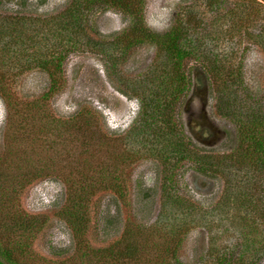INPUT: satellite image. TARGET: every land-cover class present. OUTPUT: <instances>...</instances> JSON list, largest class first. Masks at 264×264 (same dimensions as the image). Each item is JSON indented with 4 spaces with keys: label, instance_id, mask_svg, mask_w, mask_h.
<instances>
[{
    "label": "rangeland",
    "instance_id": "374dc122",
    "mask_svg": "<svg viewBox=\"0 0 264 264\" xmlns=\"http://www.w3.org/2000/svg\"><path fill=\"white\" fill-rule=\"evenodd\" d=\"M194 2L196 0H148L147 27L159 34L169 32L180 13ZM72 3L73 0H47L30 9L2 7L0 18L20 13L26 18L48 20L66 13ZM99 17L102 35L94 29ZM130 25L131 21L118 13L98 12L89 18L88 37L95 42L108 43ZM52 40L58 44L57 36ZM231 49L237 55L234 62L242 57L246 85L256 95H263L264 52L246 38L221 43L219 52ZM3 56L0 53V160H5L4 170L10 177L5 190L15 197L14 212L46 221V226L33 239L26 264H99L100 252L121 242L126 230L135 226L155 227L164 215L162 188L169 175L164 165L137 155L124 144L125 136L141 115V102L132 94L122 98L116 94L120 88L119 78L140 80L147 74L158 60V49L153 44L136 47L127 60L117 64L116 75L110 77L106 72V57L84 44L69 49L63 71L55 77L36 65L28 67L22 58L17 61L10 54ZM185 68L192 83L188 96L181 100V108L175 113L176 123L183 124L180 128H184V134L200 153L224 155L235 151L239 144L237 127L219 111L215 87L203 73L201 63L188 60ZM96 72L104 79L97 85V80H87ZM55 83L57 87L52 92ZM200 116L206 117L211 127L205 136L204 131L200 134L202 142L192 132V129L200 131L197 123ZM84 120L92 123L88 136L75 133L65 125ZM72 162L101 166L109 180L115 178L120 183L118 192L111 187L92 194L87 207L90 223L82 236L75 234L61 218L71 191L81 186L80 181L84 179L83 175L67 169ZM53 166L51 176L32 177L37 167L51 169ZM20 170L28 177L23 180V188L16 179ZM174 177L178 195L206 212L207 217L222 201L224 181L202 174L193 161L181 163ZM105 213L111 214L112 223L101 217ZM165 216L169 217L170 227L166 232L155 230L148 237L147 259L165 256L169 259V253L162 252L168 242L169 246L179 245L182 264H206L217 228L194 221V216L184 220L185 216L179 212L169 211ZM234 229L220 233L215 246L233 251V243L239 241L237 232L233 234ZM260 242L257 239L255 245ZM82 250L86 255L82 256ZM142 259L140 257L137 263ZM257 264H264V252Z\"/></svg>",
    "mask_w": 264,
    "mask_h": 264
},
{
    "label": "trees",
    "instance_id": "16d2710c",
    "mask_svg": "<svg viewBox=\"0 0 264 264\" xmlns=\"http://www.w3.org/2000/svg\"><path fill=\"white\" fill-rule=\"evenodd\" d=\"M46 1L0 0V9H8V6L30 9ZM147 2L73 0L71 8L57 18L40 20L26 18L20 13L0 18V53L2 56L10 54L17 61L22 58L28 67L36 65L50 71L51 76L55 77L57 73H62L69 49L84 44L106 57V72L110 77L116 75L117 64L127 60L136 47L155 45L158 49L157 62L140 80H122L118 77V91L137 97L142 106L141 115L125 136L124 144L137 155L160 162L169 174L162 188L164 215L155 227L135 226L126 230L121 242L100 252L98 263L136 264L142 257L137 264H182L178 244L169 246L167 242L163 248L162 252L171 256L169 259L166 256L147 259L146 256L148 237L156 231H167L170 227L169 217L165 215L173 211L185 216L184 220L194 216V221L217 228L218 233L212 236L214 241L206 264H257L264 252V94L256 95L246 85L245 67L240 61L242 57L234 62L237 57L235 50L219 52V47L223 42L246 38L252 46L264 52V0H196L180 13L176 24L165 34L155 33L147 27ZM98 12L118 13L130 20L131 25L113 41L95 42L88 37V22L90 16ZM99 19L94 29L102 35ZM56 36L58 44L55 41L52 43ZM188 60L201 63L203 73L215 87L219 111L237 127L239 144L229 154L212 155L195 150L184 134V128H180L183 124L179 126L175 121V113L178 107L181 108V100L188 94L192 83L185 68ZM92 76L94 79L89 77L87 80H97L96 85L104 80L97 72ZM54 85L52 92L57 87L56 83ZM65 125L82 136L89 134L92 127L91 121L86 120ZM184 161H193L202 174L217 176L225 183L222 201L209 213L210 219L206 212L188 204L176 191L175 170ZM4 167L5 160L2 159L0 264H26L33 239L46 226V221L13 211L15 197L5 190V186L10 184V177ZM36 169L32 177L51 176L55 168ZM67 169L83 175L84 179L80 181L81 186L71 191L61 218L75 234L82 236L90 223L87 207L92 194L98 189L108 190L111 187L118 192L120 183L115 178L109 180L101 166L72 162ZM20 172L16 179L23 188L24 179L28 177ZM4 201H8V204ZM218 216L219 220H215ZM101 217L111 222V214L105 213ZM232 227L235 228L233 234L237 232L239 240L233 243V251L215 246L220 233L232 232ZM257 239L261 242L256 246ZM85 253L82 250V256Z\"/></svg>",
    "mask_w": 264,
    "mask_h": 264
},
{
    "label": "flooded vegetation",
    "instance_id": "af4514ba",
    "mask_svg": "<svg viewBox=\"0 0 264 264\" xmlns=\"http://www.w3.org/2000/svg\"><path fill=\"white\" fill-rule=\"evenodd\" d=\"M119 97H124L125 95H123V94H121L120 92L119 93H116ZM126 99V98H125ZM201 117V120L200 121H198L197 120V123L199 124L198 125V129L200 130L199 132H195L193 129H192V132L194 133V135H195V137H197L198 138V140H200V142H202V136L200 137V134H202V132L204 131V136L207 134V132H208V128H211V127H209V123L207 122V118L206 117H204L203 119H202V116H200ZM198 135V136H197Z\"/></svg>",
    "mask_w": 264,
    "mask_h": 264
}]
</instances>
